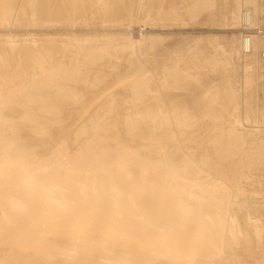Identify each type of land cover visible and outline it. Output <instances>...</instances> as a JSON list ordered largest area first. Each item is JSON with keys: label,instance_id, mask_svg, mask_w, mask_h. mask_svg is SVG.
Wrapping results in <instances>:
<instances>
[{"label": "bare ground", "instance_id": "1", "mask_svg": "<svg viewBox=\"0 0 264 264\" xmlns=\"http://www.w3.org/2000/svg\"><path fill=\"white\" fill-rule=\"evenodd\" d=\"M24 1L1 2L0 21L15 24L56 17L62 12L60 7L67 8L65 2L70 0H58L59 7L55 8L49 3L51 8L44 10L41 4L37 6L40 0H30L27 8ZM93 1L97 3L94 5L106 3V8H102L110 12L108 8L113 3L109 5V0ZM242 6L248 9L239 15L237 11ZM234 7L235 23L254 24L259 0H235ZM69 12L67 17L63 12V18L73 23L76 15ZM79 12L83 13L80 9ZM252 37L255 35L247 42V53L244 44L240 45L245 55L254 49ZM106 41L109 43L78 50L69 45L72 53L66 49L62 57L73 54L71 63L64 59L66 64L59 55L60 58L54 57L52 48L49 56L39 51L40 54L25 58H30L32 71L11 73L8 68H0V76L4 77L0 85V194L5 193L9 207L22 219L32 225L41 224V229L42 225H51L64 234L68 246L55 242L62 246L65 255L58 257L63 262L71 259V264H202L191 253L215 259L229 257V250L238 244L243 233L230 206L239 204L243 193L237 185L211 175L183 147V120L163 100L154 97L165 90L156 74L150 73L130 86L136 102L153 98L148 105L119 118L123 111L118 110L123 108L125 99L121 103V94L111 92L102 98L100 92L107 81L99 67L107 56L111 59L123 51L134 56L144 39L130 38L122 46L110 44L109 38ZM238 95L245 100L242 89L235 92L236 99ZM89 96L102 99L91 110ZM16 110L21 113L15 117L12 111ZM80 112L84 116L77 120L78 127L67 130L72 117ZM120 123L124 128L119 127ZM233 123L242 125L243 121L237 119ZM139 141L142 145L136 144ZM4 210L2 217L10 223V214ZM246 217L250 222L253 213L248 212ZM93 229L104 236V243L90 241L88 233ZM255 232L262 235L258 226ZM38 233L39 238L45 237V231ZM45 255L43 251L38 256L46 260L49 257ZM130 255L132 259L127 258Z\"/></svg>", "mask_w": 264, "mask_h": 264}, {"label": "rangeland", "instance_id": "2", "mask_svg": "<svg viewBox=\"0 0 264 264\" xmlns=\"http://www.w3.org/2000/svg\"><path fill=\"white\" fill-rule=\"evenodd\" d=\"M16 1L22 0H0V3L11 4ZM29 1H24L26 8ZM40 1L44 3L40 2L37 6L39 8L42 5L40 8L43 10L47 6L51 8L49 7L51 5L55 8L57 2L59 3L58 0ZM109 1V5L115 3L114 7L113 4L110 5L111 7L107 4L109 13L105 9L106 3L94 5L97 3L93 0V4L91 0H70L68 3L65 2L67 8L61 4L62 12L56 17L15 24L0 21L1 70L8 68L11 73L21 69L27 72L33 70L30 58L29 60L25 58L32 53L40 54L39 51H43L44 55L54 50L56 53L53 52L54 57H61L65 63L66 61L71 63L70 58L73 54L69 55V52L72 53L73 50L68 51L71 49L69 45L78 50V47L109 43L108 40L106 41L109 38L110 44L122 46L127 45L130 38L132 40L143 38L144 42L138 47V53L134 56L129 51H123L111 59L107 56L102 61V65L99 64L101 68L98 65L102 70L100 74L107 81L106 87L100 92L102 98L110 92L118 96L121 94L120 97L123 98H120L121 103L124 99L125 102L118 113L123 111L119 113V118H122L125 112L133 113L139 107L147 106L153 99L150 96V100L146 98L142 102L133 100L130 86L136 80L145 78L151 73L156 74L158 79L164 82L165 90L156 93L154 97L163 100L166 106L174 109L183 120L184 124L180 129L182 134L180 141L183 147L211 175L231 186L237 185L243 193L239 204L230 206L236 217L234 219L239 223L243 233L238 237V244L233 245L229 250V257L215 259L199 257L196 252L191 254L200 258L199 262H203L202 264H264V59L262 57L264 38L256 36L253 31L264 25V0H259L257 18L249 27V33L255 35L252 37L255 46L247 55L241 51L240 46L244 34L241 21L235 23L232 20V13L236 12L235 0ZM70 4H73L75 9ZM73 9L75 14L72 12ZM79 9L83 13H80ZM120 9L122 13L117 14ZM244 9L247 10L248 7L242 6L237 13L240 15ZM65 10L70 11L73 16L76 15L74 24L64 20L63 17L69 15ZM104 10L107 14L101 13L105 12ZM128 10L132 15L130 13L128 15ZM66 49L69 54L68 57L65 55L63 58L62 54L67 53ZM1 78L4 77L0 76V85L4 81ZM151 85L154 86L153 83ZM241 89L244 92V101L240 95L238 99L235 96V92H240ZM90 99H88L90 110L102 100L95 97ZM124 104L127 105L126 109ZM12 112L13 116L21 113L18 110ZM83 116L81 113L76 118L72 117L67 130L73 131L78 127L77 120ZM116 117L118 118V115ZM119 118L118 120L121 121L122 119ZM237 119L243 121L242 125L233 123ZM122 126L124 128L120 123L119 127ZM136 144L142 145L140 141ZM180 159L181 156L178 155L177 160ZM4 196L5 193L0 194V264H71L73 262L71 259L63 262L64 260L60 258L65 254L62 253V246L60 248L56 243L68 246L63 233L51 225H42L41 229V224L32 225L31 221L22 219L15 209L9 207V202ZM1 210L10 214L9 219L12 222L6 223ZM248 212L253 213L250 222L246 217ZM255 226L261 230L260 237L255 234ZM39 230L45 231L44 238H39ZM88 236L91 242L98 245L105 242L104 236L97 229L90 231ZM44 239L49 242L45 243ZM43 251L49 257L46 260H41L38 256ZM98 254L99 252L97 256ZM29 255L33 257L29 258ZM131 257L133 258L132 255L127 258L132 259ZM187 258L190 259L189 256Z\"/></svg>", "mask_w": 264, "mask_h": 264}, {"label": "built area", "instance_id": "3", "mask_svg": "<svg viewBox=\"0 0 264 264\" xmlns=\"http://www.w3.org/2000/svg\"><path fill=\"white\" fill-rule=\"evenodd\" d=\"M246 12L247 11L244 9V14H246ZM242 26H243V32H244L243 37H242L243 44H244V52L247 53L248 52L247 51V42L249 41V39L252 35L249 33V27H250L249 25L243 24ZM253 31H254L256 36L264 38V25L260 26L258 28H255ZM262 57L264 59V50L262 52Z\"/></svg>", "mask_w": 264, "mask_h": 264}]
</instances>
